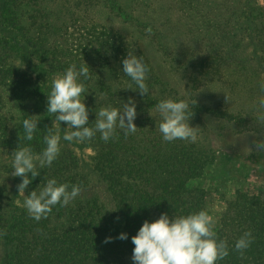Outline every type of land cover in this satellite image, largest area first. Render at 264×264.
Instances as JSON below:
<instances>
[{
    "label": "trees",
    "instance_id": "trees-1",
    "mask_svg": "<svg viewBox=\"0 0 264 264\" xmlns=\"http://www.w3.org/2000/svg\"><path fill=\"white\" fill-rule=\"evenodd\" d=\"M149 1L156 8L148 17L171 24L163 50L179 53L173 56L177 68L193 67L200 77L219 81L232 94L246 95L259 107L258 101L264 98V0ZM42 3L0 0V83L9 82L20 103L18 134L24 139L22 148L30 147L34 154H41L46 147L44 136L51 127H39L37 123L33 139L25 138L22 123L35 119L37 90L28 74L6 63V27L20 33L25 44L44 46L53 75L64 73L72 64L77 69L89 67L90 78H80L87 90L84 103L89 109V127L95 126L96 113L102 107L122 108L131 99L136 104L137 130L125 136L117 127V135L107 142L99 132L81 142L95 148L86 164L69 146H61L51 166L39 169L40 174L25 190L26 195L32 190L39 192L52 178L68 183L69 191L76 184L82 189L88 184L85 172L90 170L106 185L110 206L95 196H77L67 206H53L47 218L36 221L27 209L15 205L12 196L6 199L4 185L0 184V232H6L0 236L6 241L2 264H134L128 259L135 247L131 237L146 219L151 222L164 212L170 217L186 216L205 209L209 190L202 186L204 172L212 164L215 150L208 146L186 148L178 140L165 141L159 131L162 118L157 106L170 93L165 95L160 90L154 68L143 59L149 69L145 81L148 94L142 96L138 89L127 88L136 85L122 70L126 50L118 56L113 41L100 33L93 37L96 56L80 47L73 51L66 48L42 16ZM250 45L254 48L252 55ZM117 57L121 59L113 62ZM101 75L104 78L100 79ZM212 86L203 85L199 94H212ZM259 108L264 113V108ZM192 110L194 116L205 114L236 124L245 121L241 111L202 101H197L193 109L190 104ZM0 141L6 145L12 141L7 119L1 114ZM253 163L257 170L262 167L258 161ZM222 199L215 231L218 238L227 240L229 254L217 264H264V190L248 193L236 189ZM247 230L254 240L241 256L234 245ZM121 233H127V239H119Z\"/></svg>",
    "mask_w": 264,
    "mask_h": 264
},
{
    "label": "rangeland",
    "instance_id": "rangeland-1",
    "mask_svg": "<svg viewBox=\"0 0 264 264\" xmlns=\"http://www.w3.org/2000/svg\"><path fill=\"white\" fill-rule=\"evenodd\" d=\"M42 4V16L52 24L57 40L62 41L66 48L69 46L73 51L80 47L83 51L95 55L97 47L93 43V37L100 33L113 41L114 48L119 51L118 56H122L121 50H126L125 55H128V51H133L135 55L149 63L157 74L160 90L165 95L170 93L167 99H186L190 104L195 99L196 102L202 101L233 112H242L245 121L241 124L205 114L193 115L190 123L199 128L197 141L193 143L178 140L185 144L186 148L208 146L215 150V158L204 172L205 182L201 183L209 190L204 210L215 222L217 213L222 210V197H229L236 189L248 193L264 190V150L255 148L256 143L264 142V113H260L256 102L245 98L246 95L232 94L219 81L213 83L203 76L200 77L193 67L177 68L173 56L179 53L172 51L171 54L163 50L164 38L168 39L165 34L168 33L171 24L148 17L151 10L156 8L152 1L43 0ZM60 5L61 8L58 7ZM6 28L4 38L9 44L6 63L16 71L25 72L31 77L37 90L33 113L39 127L50 126L53 133L59 129L61 146H69L81 163H89L95 154V148L84 146L78 141L63 140L67 123L55 121L54 114L47 112V94H50L52 82L58 74L53 75L51 72L48 59L44 55V46L27 45L20 33ZM250 46L249 53L252 55L254 48ZM110 50L112 52L113 47H110ZM120 59L121 57H117L112 60L116 62ZM194 69L198 70L196 67ZM104 76L101 75L100 79ZM207 83L214 85L210 87L212 94H199L198 90ZM191 85L193 87L188 89ZM19 111L20 103L15 96V89L9 82L0 83V114L7 119L12 136L10 145L0 141V184L4 185L6 199L12 196L11 199L17 207L26 209L23 206L24 196L19 194L17 188L22 177L12 175L14 171L12 152L22 148L24 142L18 134L21 118ZM256 161L262 165L258 170L257 165L253 163ZM85 173L88 184L82 188L78 196L82 198L95 196L106 206H110L111 200L106 185L90 170ZM24 194L26 195V191ZM5 247L6 241L0 239V264L3 263ZM128 259L133 262L132 256Z\"/></svg>",
    "mask_w": 264,
    "mask_h": 264
},
{
    "label": "clouds",
    "instance_id": "clouds-1",
    "mask_svg": "<svg viewBox=\"0 0 264 264\" xmlns=\"http://www.w3.org/2000/svg\"><path fill=\"white\" fill-rule=\"evenodd\" d=\"M122 63L123 73L136 85L135 88L131 86L127 88L138 89L142 96L148 94L149 89L145 81L149 69L143 58L135 55L133 51H128ZM81 77L90 78L89 67L82 65L77 69L76 65L72 64L53 80L51 92L47 94V112L54 114L55 121L67 123L63 140L83 142L91 140L99 132L101 139L107 142L117 135V127L124 131L125 136L135 133L137 126L134 120L137 110L135 102L131 99L123 103L122 108L102 107L96 113L95 126H88L89 109L84 103L87 90ZM261 90L264 91V83L261 84ZM195 104L194 99L191 101L192 109ZM258 105L264 108V98L258 101ZM157 107L162 118L159 131L165 141L185 140L193 143L197 141L199 128L190 123L193 110L189 111L188 100L164 99ZM37 121L23 120L25 138L29 141L33 139L34 131L38 128ZM60 142L59 129L53 133L50 128L48 134L44 136L46 147L41 154H34L30 147L12 152L14 156L12 175L22 177L17 188L19 194L24 196L23 206L36 221L47 218L53 206L57 204L67 206L82 191L78 184L72 185L69 191L68 183H58L52 178L39 192L32 190L28 195L24 194L32 179L40 174L39 169L51 166L58 157L61 151ZM255 148L264 150V142L256 143ZM215 227L214 218L206 210L172 217L164 212L151 222L146 219L137 234L131 237L135 245L132 260L134 264H217V261L228 256L229 248L226 239L218 238ZM3 235H6V232H0V236ZM110 239L106 238L105 242ZM119 239H127V233H121ZM253 240L251 230L245 231L236 240L235 250L243 256Z\"/></svg>",
    "mask_w": 264,
    "mask_h": 264
}]
</instances>
